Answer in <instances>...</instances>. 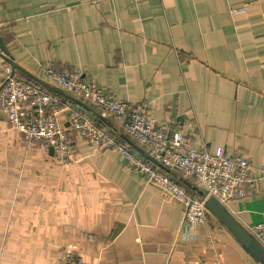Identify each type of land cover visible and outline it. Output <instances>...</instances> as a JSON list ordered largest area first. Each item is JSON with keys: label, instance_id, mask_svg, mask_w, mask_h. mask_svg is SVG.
<instances>
[{"label": "crops", "instance_id": "obj_1", "mask_svg": "<svg viewBox=\"0 0 264 264\" xmlns=\"http://www.w3.org/2000/svg\"><path fill=\"white\" fill-rule=\"evenodd\" d=\"M0 40L51 86L39 83L73 151L63 162L44 141H25L0 107V264H63L66 251L85 264H264L210 213L187 226L181 205L125 156L95 150L70 128L73 112L87 115L46 76L80 71L160 126L182 120L196 149L246 158V197L226 208L245 229L262 224L264 0H0ZM8 65L0 56V91ZM94 111L105 130L119 127ZM171 177L200 189L182 171Z\"/></svg>", "mask_w": 264, "mask_h": 264}, {"label": "built area", "instance_id": "obj_2", "mask_svg": "<svg viewBox=\"0 0 264 264\" xmlns=\"http://www.w3.org/2000/svg\"><path fill=\"white\" fill-rule=\"evenodd\" d=\"M5 74L0 91V107L11 127L19 131L25 141H44L56 150L63 162L71 161L73 151L68 131L56 117L58 102L54 95L14 76L10 69H6ZM46 76L54 86L111 116L131 141L149 152L159 163L195 179L200 190L207 195L205 199L197 198L178 181L151 166L145 159L137 158L128 146L89 117L79 112L72 113V130L79 133L95 150L117 151L125 156L130 166L150 185L159 188L167 201L181 205L187 226L195 227L207 221L209 211L205 202L209 196H214L224 206L231 199L246 197L245 187L250 181L252 170L246 158L235 157L223 147L214 152L196 149L191 138L180 130L182 120L171 123L170 127L160 126L144 108L133 107L116 99L95 83L86 81L80 71L59 73L48 68ZM25 108L34 111L36 116L31 118L24 111ZM245 230L264 246V223ZM62 263L85 264L71 251L63 254Z\"/></svg>", "mask_w": 264, "mask_h": 264}, {"label": "water", "instance_id": "obj_3", "mask_svg": "<svg viewBox=\"0 0 264 264\" xmlns=\"http://www.w3.org/2000/svg\"><path fill=\"white\" fill-rule=\"evenodd\" d=\"M0 46L3 51V54L0 53V56L10 65L11 71L14 74L16 71H21L26 73L32 80L37 81L38 83L45 85L49 88H51L50 85L47 83L40 81L39 79L31 76L29 73H27L23 68H21L14 59L11 58L9 51L6 49V47L2 44V41L0 40ZM65 94L73 99L75 103L81 107L84 111V113L89 117L90 119L96 121V122H105L108 123L105 118L94 111V109L91 106H87L83 103H81L79 100L75 99V96L71 93L65 92ZM113 132V126L111 124L108 125ZM129 142L134 146V155L137 158H142L143 155L146 156V158L153 162L154 164L158 165L161 168H164V165L159 163L149 152H146L141 147L135 145L133 141L129 139ZM54 148L52 147L51 150ZM202 194H205L204 191H201ZM206 207L209 211V213L217 219L218 222H220L224 227H226L236 238V240L244 247L245 250H247L249 253L253 255V257L256 260L264 261V247L261 243L258 241H255L253 236L248 233L245 228H243L238 221L229 213L226 206H224L217 198L214 196H209L206 199Z\"/></svg>", "mask_w": 264, "mask_h": 264}, {"label": "trees", "instance_id": "obj_4", "mask_svg": "<svg viewBox=\"0 0 264 264\" xmlns=\"http://www.w3.org/2000/svg\"><path fill=\"white\" fill-rule=\"evenodd\" d=\"M8 67V69H10L9 67V65L7 66ZM14 76H16V77H18V78H20V79H22V80H24V81H26V82H29V83H32V84H34V85H36L37 87H40V88H42V89H44V90H46V91H48L49 92V89H47V88H45V87H43V86H41L39 83H36V82H34L32 79H30L26 74H22V73H20V72H17V73H15L14 74ZM92 120V119H91ZM93 122H95V123H97L99 126L102 124V122L101 123H99V122H96V121H94V120H92ZM103 125V124H102ZM113 132H112V130H109V133L113 136V137H115V138H117L123 145H125V146H128V148H129V150L130 151H134V146L129 142V138L127 137V135L122 131V129L120 128V126L119 127H117V126H115V125H113ZM135 145H137V146H139L138 144H136L135 143ZM143 158L146 160V161H148L150 164H151V166H153V167H155V168H157V169H159L160 171H162L163 173H165L166 175H168V176H170L171 177V175H172V173H173V171L174 170H170V169H168L167 167H165L164 166V168H161V167H159L158 165H156V164H154L153 162H151V161H149L147 158H146V156L145 155H143ZM173 178V177H172ZM175 181H178L177 179H175V178H173ZM194 179V178H193ZM195 180V179H194ZM178 182H180V181H178ZM180 184L181 185H183V183H182V181L180 182ZM193 195H195L197 198H199V199H205L206 198V194H202L201 193V190L200 189H193V187H191L190 186V190H189Z\"/></svg>", "mask_w": 264, "mask_h": 264}]
</instances>
